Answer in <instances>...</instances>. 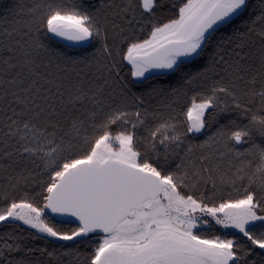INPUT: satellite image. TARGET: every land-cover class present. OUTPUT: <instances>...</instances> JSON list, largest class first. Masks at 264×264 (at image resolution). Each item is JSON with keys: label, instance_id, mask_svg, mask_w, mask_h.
Segmentation results:
<instances>
[{"label": "snow or ice", "instance_id": "1", "mask_svg": "<svg viewBox=\"0 0 264 264\" xmlns=\"http://www.w3.org/2000/svg\"><path fill=\"white\" fill-rule=\"evenodd\" d=\"M0 225V264H264V0H0Z\"/></svg>", "mask_w": 264, "mask_h": 264}, {"label": "trees", "instance_id": "2", "mask_svg": "<svg viewBox=\"0 0 264 264\" xmlns=\"http://www.w3.org/2000/svg\"><path fill=\"white\" fill-rule=\"evenodd\" d=\"M4 2H6V3H10L11 0H4ZM68 226L70 227L71 225H68ZM3 231H5V229L3 228L2 225H0V232H3ZM37 243H38V244H41V246H42V244H43L42 241H37Z\"/></svg>", "mask_w": 264, "mask_h": 264}]
</instances>
